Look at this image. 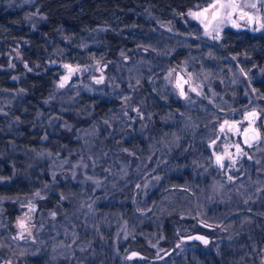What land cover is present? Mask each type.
<instances>
[{
    "label": "trees",
    "instance_id": "1",
    "mask_svg": "<svg viewBox=\"0 0 264 264\" xmlns=\"http://www.w3.org/2000/svg\"><path fill=\"white\" fill-rule=\"evenodd\" d=\"M203 1L0 0V228L9 233L18 198L42 195L36 223L75 236L25 264H128L163 247L169 264H263L264 173L232 169L226 181L207 143L249 107L237 71L257 73L264 97V31L205 37L187 15ZM54 59L106 77L94 91L59 89ZM181 66L201 94L168 86ZM203 231L218 239H185ZM182 233L191 247L177 251Z\"/></svg>",
    "mask_w": 264,
    "mask_h": 264
},
{
    "label": "rangeland",
    "instance_id": "2",
    "mask_svg": "<svg viewBox=\"0 0 264 264\" xmlns=\"http://www.w3.org/2000/svg\"><path fill=\"white\" fill-rule=\"evenodd\" d=\"M12 1L25 3L31 0ZM216 2L217 0H204L197 8L190 9L187 12L188 17L199 24L201 32L205 37L215 38L219 35L220 38L222 31L226 27L264 31V0H235V3L239 7L235 10L227 9L221 11L217 19H212V12L214 10L207 12L206 19H203L201 16L197 18L193 15L194 13H200L203 8L206 9L210 4ZM221 2H228V0H221ZM253 3L257 4V8L245 7V5ZM227 11L231 12L230 16L225 14ZM49 64H57L61 68L59 80L56 82V87L59 89H61L59 85L62 79L68 77L64 83V87L69 83L83 90L94 91L96 90L97 84H99L96 81L101 80L103 82L106 77L105 73L100 71L98 67L90 68L86 65L72 64L56 59L49 61ZM65 65L70 66L72 71L66 68ZM237 72L236 79L243 91V98L246 99L245 101H248L247 104L249 107L247 106L242 111L232 112L230 116L225 117L217 128L216 136L207 143V147L209 148V162L218 168L219 173L228 182H233L241 176L253 178L260 176V172L264 173V169L262 168V165L264 166V97L257 93L251 85V76L257 75V73L253 74L250 71ZM165 81L181 97H187L191 92L201 94L202 83L195 78L193 72L184 66L171 67L166 74ZM181 92H183V95H181ZM251 113H255L256 115L252 116L250 115ZM221 126H223V131H221ZM245 129H247V132L254 131L256 136L258 134L259 138L254 141L248 140ZM246 140L248 143L245 142ZM237 146H239L240 152L237 151ZM217 156L223 157L221 161L222 166L216 163ZM74 164L76 165L78 162ZM232 169H242L243 172L238 177L233 176L230 172ZM41 196L22 197L16 200L19 213L9 233L3 228H0V264H25V253L35 252V250L42 249L44 246L51 247L56 244H62L61 247H65V245L69 247L75 239L74 232L70 229L63 233L52 235L45 231V224H43L45 222L42 224L36 223L35 214L38 210V199ZM0 209L2 208L0 207ZM54 216H56L55 213L51 215V217ZM21 222L24 224L23 228L20 227ZM2 224L4 225V222L2 214L0 213V226L4 227ZM2 229L3 234H5L4 236H1ZM201 233L207 235L210 240L209 242L218 239V231H203ZM189 234L191 233L187 235ZM185 236L182 233L180 239L176 241V250L191 247V245L182 243V239ZM129 251L130 249L128 253ZM172 251L171 249L166 250L163 247L158 250V254L153 258L145 256L147 258L145 261L129 260L128 264H153L154 261L169 264L166 257Z\"/></svg>",
    "mask_w": 264,
    "mask_h": 264
},
{
    "label": "snow or ice",
    "instance_id": "3",
    "mask_svg": "<svg viewBox=\"0 0 264 264\" xmlns=\"http://www.w3.org/2000/svg\"><path fill=\"white\" fill-rule=\"evenodd\" d=\"M238 7H239V5L235 3V0H228V2H221V0H217L216 3L210 4L208 8L204 9V12L207 13L210 10H214L212 12V19H217L218 16L220 15L221 11H224V10H227V9L235 10ZM245 7L257 8V4L253 3V4H250V5H245ZM225 14L230 16L231 15V12L230 11H227V12H225ZM193 15H195L197 18H199L202 14L201 13H194ZM249 19H251V17H249ZM215 38L216 39H219V35H217ZM65 67L66 68H69V70L72 71V69L70 68V66L65 65ZM67 79H68V77H64L62 79V81H61V83L59 85L61 88L64 87V83H65V81ZM96 82L97 83H100L101 80H97ZM193 91H195V89H193ZM181 95H183V92H181ZM250 115L255 116L256 114L255 113H251ZM225 123H227V122H225ZM221 131H223V126H221ZM245 133H247V129H245ZM254 138L255 139H258L259 138L258 134ZM245 142L248 143L247 140ZM249 146H251V145L249 144ZM237 151L238 152L241 151L240 148H239V146H237ZM222 159H223V157L217 156L216 157V163L217 164H220L222 166V164H221ZM233 163H235V161H233ZM20 227L21 228L24 227L23 222L20 223ZM195 238L196 239H199V240H202L205 244L208 243V241L206 239H204L203 237H195ZM136 255H137L136 253H132V256L133 257L136 256ZM129 258L131 259L132 257H129Z\"/></svg>",
    "mask_w": 264,
    "mask_h": 264
},
{
    "label": "water",
    "instance_id": "4",
    "mask_svg": "<svg viewBox=\"0 0 264 264\" xmlns=\"http://www.w3.org/2000/svg\"><path fill=\"white\" fill-rule=\"evenodd\" d=\"M204 9H205V8H203V9L200 11V13L202 14L201 17H202L203 19H206L208 13H205V12H204ZM254 137H256L255 132H254V131H249L248 134H247V138H248V140H250V141H254V140H255ZM195 237H203L204 239H206V236L203 235V234H200V233H194V234L188 235L187 237H185V239H186V240H199V239H196ZM201 241H202V240H201ZM132 253H136L137 255L133 257V256H132ZM139 255H140V254H139V252H137V251H131V252L129 253V257H132L131 259H133V258H135V257H138Z\"/></svg>",
    "mask_w": 264,
    "mask_h": 264
},
{
    "label": "flooded vegetation",
    "instance_id": "5",
    "mask_svg": "<svg viewBox=\"0 0 264 264\" xmlns=\"http://www.w3.org/2000/svg\"><path fill=\"white\" fill-rule=\"evenodd\" d=\"M249 132V131H248ZM248 132H247V134H248ZM247 134H246V137H247ZM248 139V138H247Z\"/></svg>",
    "mask_w": 264,
    "mask_h": 264
}]
</instances>
